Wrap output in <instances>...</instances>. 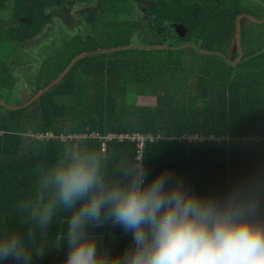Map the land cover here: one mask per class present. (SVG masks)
I'll return each instance as SVG.
<instances>
[{
  "label": "trees",
  "instance_id": "1",
  "mask_svg": "<svg viewBox=\"0 0 264 264\" xmlns=\"http://www.w3.org/2000/svg\"><path fill=\"white\" fill-rule=\"evenodd\" d=\"M248 1L0 0V235L20 231L28 240L29 225L18 206L33 192L37 169L54 164L67 144L107 153L110 168L136 160L135 143L114 140L102 152L92 133L154 136L143 153L146 182L164 172L188 191L221 200L253 180L264 191V3ZM135 6L149 16L150 33L164 36L178 25L188 29L187 36L172 32L132 47L142 24ZM67 10H82L81 21L42 44L28 101L85 55L38 99L11 109L28 102L18 94L16 77L31 62L26 45L51 24L63 26ZM242 15L262 23L244 27L241 20L236 63L239 54L230 60V47ZM131 94L154 97L155 104L130 102ZM70 216L59 210L54 227ZM34 231L43 245L47 232Z\"/></svg>",
  "mask_w": 264,
  "mask_h": 264
},
{
  "label": "clouds",
  "instance_id": "2",
  "mask_svg": "<svg viewBox=\"0 0 264 264\" xmlns=\"http://www.w3.org/2000/svg\"><path fill=\"white\" fill-rule=\"evenodd\" d=\"M110 163L107 153L67 144L54 164L39 167L33 192L17 209L29 225L28 240L20 231L0 235V261L31 264L33 251L42 256L34 230L46 231L62 209L71 211L62 264H264L258 181L221 200L188 191L164 172L146 182L143 156ZM107 221L132 232L123 256L98 252L87 231Z\"/></svg>",
  "mask_w": 264,
  "mask_h": 264
},
{
  "label": "rangeland",
  "instance_id": "3",
  "mask_svg": "<svg viewBox=\"0 0 264 264\" xmlns=\"http://www.w3.org/2000/svg\"><path fill=\"white\" fill-rule=\"evenodd\" d=\"M253 3H259L262 5V2L264 3V0H249L248 2ZM258 4H254V6H257ZM98 9V8H97ZM136 17L142 22V24L139 25L138 32H136V35H134L131 40L130 44L132 47H143V45L150 44V41L153 38H159V36L155 32L150 33L148 28L151 26V21L149 16L145 15L141 9H137ZM99 9L98 11H100ZM81 11V10H80ZM264 13V11H262ZM77 16V15H76ZM74 15L70 17H66L67 19L63 20L65 24L63 26H60L59 23L55 22L49 26L47 31L38 39L33 40L32 42L28 43L26 45V51L32 55L30 58V63L24 67H22L20 70H17V79H18V94L20 98L22 99V102H27L32 97V92L29 89V86L31 83L35 81V79L38 77L39 74V67L38 65H35V60H37L38 57H40V54H38L42 44L49 43L55 36L58 34H67L70 30H73L76 26V23L81 21L78 17ZM244 20V19H243ZM83 21V20H82ZM250 21H245V24L248 23L249 25ZM244 24V25H245ZM246 26V25H245ZM66 27V28H65ZM247 27V26H246ZM177 31H180V35H184V29H180V27L177 25L173 28L172 32L177 33ZM172 32L169 30L167 32H163V34H172ZM164 35L163 37H165ZM162 37V38H163ZM235 37L233 40V43L230 47V60H234L237 55V48L235 45ZM29 55V56H30ZM33 62V63H32ZM130 102L136 101L139 104H145V105H153L155 104V98L154 97H148V96H139L134 97L132 94L130 95Z\"/></svg>",
  "mask_w": 264,
  "mask_h": 264
},
{
  "label": "crops",
  "instance_id": "4",
  "mask_svg": "<svg viewBox=\"0 0 264 264\" xmlns=\"http://www.w3.org/2000/svg\"><path fill=\"white\" fill-rule=\"evenodd\" d=\"M133 1L136 2L137 0ZM135 8L142 10L139 6H135ZM135 13H137L136 9ZM176 34L180 37V31H177ZM183 34L184 37L187 36L186 32ZM180 46L184 47L186 45ZM176 48L178 49V47ZM67 222L68 219H62L55 227L51 223L46 230L47 239L42 245L44 247V253L41 256L33 251L31 264H62V261L69 252V244L66 238ZM87 231L96 237L97 248L100 253H107L111 256H123L125 250L132 246V232H125L120 225L114 224L111 221L105 222L102 226L89 225ZM61 233H64L65 238L58 241L57 238Z\"/></svg>",
  "mask_w": 264,
  "mask_h": 264
},
{
  "label": "water",
  "instance_id": "5",
  "mask_svg": "<svg viewBox=\"0 0 264 264\" xmlns=\"http://www.w3.org/2000/svg\"><path fill=\"white\" fill-rule=\"evenodd\" d=\"M244 19L245 21H252V22H256V23H262L261 21L251 17V16H248V15H242L238 18L237 20V23H236V30H235V45H236V48H237V51H238V54H239V57L236 61V63L238 62V60L241 58L242 56V47H241V30H242V26L240 24L241 20ZM246 26H248V23L245 24ZM244 25V27H246ZM180 29H184V27L182 26H179ZM184 30H188L187 28L184 29ZM180 37H184V35H180ZM155 47H161V46H155ZM183 46H180L178 48H182ZM123 48H131V46H128V47H123ZM139 48H142V47H139ZM117 49H121V48H117ZM203 53H206V54H214L216 52H212V51H207V50H201ZM85 54H81L79 55L78 57H76L75 59H73L71 61V63L68 65V67L65 69V71L60 75V77L55 80L53 83H51L49 86H47L46 88H44L42 91H40L35 97H33L30 101H28L27 103H25L23 106H10L11 109H16V108H23L29 104H31L33 101H35L36 99H38L40 96H42L45 92H47L52 86H54L56 83H58L67 73L68 71L71 69V67L75 64V62L77 60H79L81 57H83ZM235 63V64H236ZM0 105H5V103L3 102H0Z\"/></svg>",
  "mask_w": 264,
  "mask_h": 264
},
{
  "label": "built area",
  "instance_id": "6",
  "mask_svg": "<svg viewBox=\"0 0 264 264\" xmlns=\"http://www.w3.org/2000/svg\"><path fill=\"white\" fill-rule=\"evenodd\" d=\"M83 137V136H82ZM92 139H97L101 143V150L102 152H106L108 144L113 142L114 140H128L136 144L137 147V155L136 159L143 156L144 148L147 142H152L156 138L152 135H145L140 133H133V134H106L101 135L99 133H92L90 134ZM190 140H198L199 136H190ZM211 140H215L214 137H211ZM222 140V139H221Z\"/></svg>",
  "mask_w": 264,
  "mask_h": 264
},
{
  "label": "flooded vegetation",
  "instance_id": "7",
  "mask_svg": "<svg viewBox=\"0 0 264 264\" xmlns=\"http://www.w3.org/2000/svg\"><path fill=\"white\" fill-rule=\"evenodd\" d=\"M81 11H82V10H81ZM81 11H80V10H73V11H68V10H67V11H66V13H67V14H66V17H70V16H72V15H74V16L77 15V16H78V15L81 13ZM77 16H76V17H77ZM66 17L63 18V20L67 19ZM178 37H179V36H178ZM181 38H183V37H181Z\"/></svg>",
  "mask_w": 264,
  "mask_h": 264
}]
</instances>
